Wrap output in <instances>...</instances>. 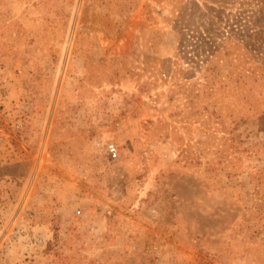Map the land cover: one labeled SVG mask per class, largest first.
Here are the masks:
<instances>
[{
	"label": "rangeland",
	"instance_id": "374dc122",
	"mask_svg": "<svg viewBox=\"0 0 264 264\" xmlns=\"http://www.w3.org/2000/svg\"><path fill=\"white\" fill-rule=\"evenodd\" d=\"M0 264H264V0H0Z\"/></svg>",
	"mask_w": 264,
	"mask_h": 264
},
{
	"label": "built area",
	"instance_id": "2783aa9c",
	"mask_svg": "<svg viewBox=\"0 0 264 264\" xmlns=\"http://www.w3.org/2000/svg\"><path fill=\"white\" fill-rule=\"evenodd\" d=\"M106 151H107L109 156H111L113 158L117 157V151H116V148L113 144L108 145Z\"/></svg>",
	"mask_w": 264,
	"mask_h": 264
}]
</instances>
